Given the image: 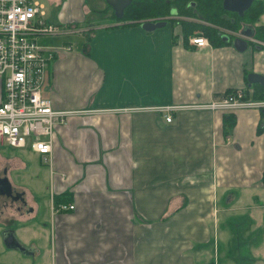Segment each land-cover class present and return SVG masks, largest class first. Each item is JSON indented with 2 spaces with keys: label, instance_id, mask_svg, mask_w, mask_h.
I'll return each instance as SVG.
<instances>
[{
  "label": "crops",
  "instance_id": "1",
  "mask_svg": "<svg viewBox=\"0 0 264 264\" xmlns=\"http://www.w3.org/2000/svg\"><path fill=\"white\" fill-rule=\"evenodd\" d=\"M78 1L59 22L46 18L68 32L56 36L43 93L82 112L56 128L51 163L30 149H17L26 159L0 152V177L25 200L0 197V264H264L260 109L181 108L166 122L151 108L250 93L245 74L263 68V53L251 64L226 44H184L176 22L145 31L111 10L114 20L76 28ZM91 30L88 45L70 48L68 36ZM8 230L27 253L4 244Z\"/></svg>",
  "mask_w": 264,
  "mask_h": 264
},
{
  "label": "built area",
  "instance_id": "2",
  "mask_svg": "<svg viewBox=\"0 0 264 264\" xmlns=\"http://www.w3.org/2000/svg\"><path fill=\"white\" fill-rule=\"evenodd\" d=\"M45 15L44 5L36 0H0V145L30 149L47 164L51 163L56 128L82 110L55 109L43 93L48 64L59 46L41 45L39 39L68 32L60 23L47 22ZM187 41L195 47L207 44L201 34L191 35ZM151 108L164 112V120L170 122V112L177 109H264V98L255 99L246 89L237 88L206 103ZM58 209L71 210L73 205L59 204Z\"/></svg>",
  "mask_w": 264,
  "mask_h": 264
},
{
  "label": "flooded vegetation",
  "instance_id": "3",
  "mask_svg": "<svg viewBox=\"0 0 264 264\" xmlns=\"http://www.w3.org/2000/svg\"><path fill=\"white\" fill-rule=\"evenodd\" d=\"M200 1L202 3V12L201 14L199 13L201 18L187 16L185 19L190 22L200 24L201 35L206 39V45H211L214 42H217L231 47V41L236 37L245 39L246 48L239 53L248 51L251 55V64L256 60V58L253 57L254 54L263 53L262 57L260 56L259 59L257 58L258 64L263 66V68L259 67V70L251 69L248 72L259 73L264 76V65H262V61L264 60V0H251L250 5L243 10L241 14L234 11H225L222 7L223 0ZM243 1L244 0H242V2ZM194 5L195 3L193 1L188 2V6L191 7L192 11H195ZM105 6L106 10H111L106 4ZM171 13L172 14L170 15L175 16L174 11ZM170 15L168 17L172 18ZM248 72H246V74ZM260 86L264 87V85ZM1 186L3 187V183H1ZM12 192L14 193L13 195L11 194L10 196H7L2 194L0 197H8L14 200H19L24 205V198H22L21 195H18L17 197L18 193L15 190H12Z\"/></svg>",
  "mask_w": 264,
  "mask_h": 264
},
{
  "label": "trees",
  "instance_id": "4",
  "mask_svg": "<svg viewBox=\"0 0 264 264\" xmlns=\"http://www.w3.org/2000/svg\"><path fill=\"white\" fill-rule=\"evenodd\" d=\"M189 1H193L195 3V11H192L191 7L188 6ZM201 6L202 3L200 0H132L131 3L125 7L123 16L120 18V20L132 21L137 23V21L140 19L152 17L158 18L160 16L170 15V12L172 11H174L175 15H179L185 18L187 16H195L197 18H201V15H199V13L201 14L202 12ZM174 22L178 23L179 33L184 44H186L189 36L194 34H201V26L198 23H193L186 19H180L178 21L172 19L169 23L173 25L172 23ZM230 92L231 90L226 91L224 94ZM251 95L255 99L264 98V87L258 84H253ZM259 111L260 119L257 125V133L262 130L264 124V109H260ZM232 122L233 118L229 115H225L226 127L231 126ZM259 181L262 188H264V171H262Z\"/></svg>",
  "mask_w": 264,
  "mask_h": 264
},
{
  "label": "rangeland",
  "instance_id": "5",
  "mask_svg": "<svg viewBox=\"0 0 264 264\" xmlns=\"http://www.w3.org/2000/svg\"><path fill=\"white\" fill-rule=\"evenodd\" d=\"M40 1H42L46 4L47 11H46L45 19L48 17L50 19V14L53 13V16L55 18L53 21L59 22V19H60L59 14L63 15V13H64L63 8H65V3L67 2V0H61L59 7H56L54 5H50L48 0H40ZM74 1L76 2V0H74ZM84 4H85L86 8L88 9V12L84 11V9L82 7V5H84ZM104 7H105L104 0H79L76 11H74L75 12L74 14L77 15L80 19H78V20L73 19L72 22H74L76 28H79V27H86L89 24L94 25V24L107 22V21H110V19L114 20V18L109 19V16H107V13H110L109 9L108 10H101L100 9V8H104ZM102 11H104V12H102ZM170 14H172V13L170 12ZM165 16H167V17H165L164 19H168V20H166V23H169V21H170V19L168 17L169 15H165ZM170 16L173 17L172 19H174L175 17L176 18L181 17L179 15H175V16L170 15ZM174 23H172V24L174 25ZM91 32H92V30L84 33V35L82 37H80L78 35L80 33H75V34L71 35L70 37L68 36L69 42L71 44L70 48H72V50H77V49H80L81 45H85V44L88 45L89 40H90V36H91ZM63 37L59 38V37H56V35L55 36H46V37L40 38L39 43L41 45H46V46L52 47V46L59 44ZM45 84L43 87V92H44L45 87H46ZM1 151H4L6 154L11 155V156H13V155L18 156V154H19V157L26 159V157H25L26 154H21L20 150H17V149L12 148V147H5V146L0 147V152ZM28 154L31 155V153H28ZM30 160H31V162H34L35 164L37 162L35 156L31 157ZM46 167H48V165ZM12 173H14V172H12ZM20 173L24 175L22 180H25V181H23L22 183H24V184L27 183L29 181V177L24 172H20ZM45 185H46V181L44 180V177L41 175L40 182H39V188H43ZM41 191H43V190H41ZM260 208H261V215L264 216V199L262 200ZM14 226H15V224H14ZM22 235H23L22 237H25L23 233H22Z\"/></svg>",
  "mask_w": 264,
  "mask_h": 264
},
{
  "label": "water",
  "instance_id": "6",
  "mask_svg": "<svg viewBox=\"0 0 264 264\" xmlns=\"http://www.w3.org/2000/svg\"><path fill=\"white\" fill-rule=\"evenodd\" d=\"M132 0H104L105 4L111 9L113 16L115 18H121L123 16V11L127 5L131 3ZM251 0H223L222 7L225 11H234L241 14L243 10H245L250 5ZM167 19H141L138 20L139 27L145 31H151L156 28H160L166 24ZM231 47L237 51L241 52L246 48V41L240 37H236L234 40L231 41ZM247 86L251 84L257 83L260 85H264V76L255 73V72H248L245 76ZM3 183V187L1 186ZM3 188V189H2ZM7 195L10 196L14 193L12 192L11 185L7 178L0 177V195ZM19 194H17L18 197ZM20 196V195H19ZM3 242L7 247L18 248L24 253H27L28 250L18 241L15 237L12 230H8L5 235L3 236Z\"/></svg>",
  "mask_w": 264,
  "mask_h": 264
}]
</instances>
